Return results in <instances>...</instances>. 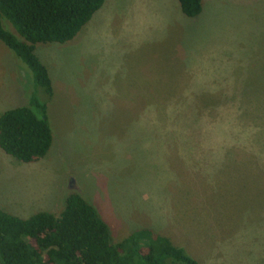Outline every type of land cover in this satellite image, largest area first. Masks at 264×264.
<instances>
[{
	"label": "rangeland",
	"instance_id": "374dc122",
	"mask_svg": "<svg viewBox=\"0 0 264 264\" xmlns=\"http://www.w3.org/2000/svg\"><path fill=\"white\" fill-rule=\"evenodd\" d=\"M34 54L50 96L0 42V113L34 97L51 133L35 162L0 150V210L56 214L77 192L112 243L148 230L197 264H264V0H201L194 17L103 0Z\"/></svg>",
	"mask_w": 264,
	"mask_h": 264
},
{
	"label": "trees",
	"instance_id": "16d2710c",
	"mask_svg": "<svg viewBox=\"0 0 264 264\" xmlns=\"http://www.w3.org/2000/svg\"><path fill=\"white\" fill-rule=\"evenodd\" d=\"M194 17L201 0H176ZM103 0H0V42L30 71L47 96L51 83L34 54L35 44L71 40ZM7 24L11 32L4 28ZM51 143L44 103L0 113V150L22 163L42 157ZM0 264H197L167 238L137 230L109 241L107 226L77 192H69L56 214L38 211L21 218L0 210Z\"/></svg>",
	"mask_w": 264,
	"mask_h": 264
}]
</instances>
